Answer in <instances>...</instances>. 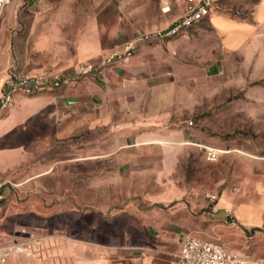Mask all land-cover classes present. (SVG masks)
I'll list each match as a JSON object with an SVG mask.
<instances>
[{
  "label": "rangeland",
  "instance_id": "374dc122",
  "mask_svg": "<svg viewBox=\"0 0 264 264\" xmlns=\"http://www.w3.org/2000/svg\"><path fill=\"white\" fill-rule=\"evenodd\" d=\"M105 1L80 0L78 5ZM122 1L127 18L147 32L172 24L182 2ZM6 6L9 15L12 8ZM212 14L229 18L232 29L222 33L208 16L167 39L174 44L166 51L174 56L177 81L161 132L187 126L185 145L166 143V148H182L179 174L173 179L185 190L183 195L165 204L149 198L163 187L156 186L151 173L163 155L159 144L121 147L120 131L106 126L63 139L35 115L0 136V181L6 182L0 229L7 242H27L29 252L11 256L9 264H75L81 256L71 253L74 244L104 251L105 263H118L122 250L143 244L158 212L201 238L264 256V233L222 224L205 207L187 208V185L211 189L220 172L216 161L205 159L201 144L264 148V0H218ZM156 129L151 122L128 132L150 134ZM122 172L146 175L124 178Z\"/></svg>",
  "mask_w": 264,
  "mask_h": 264
},
{
  "label": "crops",
  "instance_id": "0c3cea01",
  "mask_svg": "<svg viewBox=\"0 0 264 264\" xmlns=\"http://www.w3.org/2000/svg\"><path fill=\"white\" fill-rule=\"evenodd\" d=\"M78 1L12 0L9 15L6 5L0 8V84L14 71L33 75L71 73L79 63L100 64L109 52L124 50L129 44L137 47L136 53L129 61L105 64L97 75L80 78L64 89L42 91L32 97L17 94L11 114L0 121V136L35 115L49 122L55 135L63 139L84 129L111 127L120 131L121 147H164L162 157L159 155L153 164L156 172H151L156 176V186L163 187L149 198L163 204L179 199L185 190L173 178L179 174L176 170L182 148H166V143L185 145L187 126L161 132L175 95V59L169 52L174 44L157 35L149 39L147 35L156 30L143 31L133 24L122 0H107L99 6L91 3L87 8L80 7ZM186 3H180V14ZM170 9L168 6L165 11ZM210 16L222 33L232 29V21L226 16ZM137 113L141 115L136 117ZM151 122L157 129L150 134L128 132ZM151 138L154 140H148ZM204 157L207 160L205 153ZM216 164L220 172L215 173L211 189L206 184L199 188L187 185V208L205 207L222 224H238L264 233V148H221ZM139 173L146 175L122 172L121 177ZM211 193L218 194L216 202L211 201ZM157 215L143 244L122 250L115 264H176L186 235L192 233L181 227L179 220L165 217L164 212ZM0 235L1 242L6 243L1 229ZM71 253L81 256L75 264H107L106 252L92 246L74 244Z\"/></svg>",
  "mask_w": 264,
  "mask_h": 264
},
{
  "label": "built area",
  "instance_id": "2783aa9c",
  "mask_svg": "<svg viewBox=\"0 0 264 264\" xmlns=\"http://www.w3.org/2000/svg\"><path fill=\"white\" fill-rule=\"evenodd\" d=\"M11 1L0 0V8ZM217 1L187 0L182 13L172 24L148 34L147 37L150 39L157 35L167 40L186 32L190 27L210 16ZM136 51L137 47L129 44L124 50L109 52L100 64L79 63L71 73L33 75L23 71L11 72L9 77L0 84V116L13 105L17 94L33 95L44 90L64 89L80 78L97 75L105 64L129 61ZM201 147L208 161H216L219 158L220 148L209 144H201ZM5 185L6 182L0 181V203L6 199ZM210 199L216 202L218 194L211 193ZM1 240L0 235V264H7L13 255L29 253L25 241L12 240L2 243ZM176 264H264V256L251 253L247 248H232L216 240L188 234L183 241Z\"/></svg>",
  "mask_w": 264,
  "mask_h": 264
}]
</instances>
